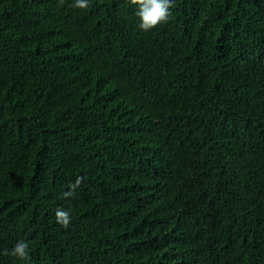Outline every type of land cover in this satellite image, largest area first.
<instances>
[{
  "label": "trees",
  "instance_id": "trees-1",
  "mask_svg": "<svg viewBox=\"0 0 264 264\" xmlns=\"http://www.w3.org/2000/svg\"><path fill=\"white\" fill-rule=\"evenodd\" d=\"M73 5L0 0V264H264V0Z\"/></svg>",
  "mask_w": 264,
  "mask_h": 264
},
{
  "label": "clouds",
  "instance_id": "clouds-1",
  "mask_svg": "<svg viewBox=\"0 0 264 264\" xmlns=\"http://www.w3.org/2000/svg\"><path fill=\"white\" fill-rule=\"evenodd\" d=\"M130 3L136 9L135 15L139 21V28L148 32L170 20L174 0H130ZM89 4L90 0H74L73 6L78 9H86ZM78 184L79 181L71 185V188L75 190ZM65 195L71 196L72 192H67ZM55 218L57 223L65 228L69 226L72 219L70 211L64 208L56 209ZM29 253L30 245L25 240H19L11 251V255L20 261H28L30 259Z\"/></svg>",
  "mask_w": 264,
  "mask_h": 264
}]
</instances>
